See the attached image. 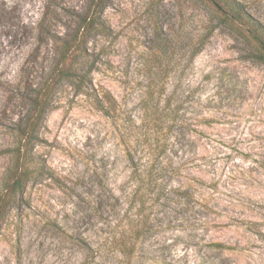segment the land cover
<instances>
[{
  "label": "rangeland",
  "instance_id": "obj_1",
  "mask_svg": "<svg viewBox=\"0 0 264 264\" xmlns=\"http://www.w3.org/2000/svg\"><path fill=\"white\" fill-rule=\"evenodd\" d=\"M236 1L264 25V0ZM90 4L0 0V186L26 90L55 59L50 35L72 32ZM101 18L87 93L58 89L34 150L52 175L10 207L0 264H264V52L253 34L210 0H107ZM103 89L119 117L96 107ZM140 210L147 232L122 255Z\"/></svg>",
  "mask_w": 264,
  "mask_h": 264
},
{
  "label": "trees",
  "instance_id": "obj_2",
  "mask_svg": "<svg viewBox=\"0 0 264 264\" xmlns=\"http://www.w3.org/2000/svg\"><path fill=\"white\" fill-rule=\"evenodd\" d=\"M106 1L91 0L88 12L78 17L76 28L72 32L60 34L55 31L50 35L55 49L54 62L40 82L29 84L24 98L27 104L25 117L21 118L16 125L14 145L5 150L11 154L13 162L7 169L5 180L0 186V234L10 207L17 197L24 194L30 183L52 175V172L36 162L35 158V147L41 141L42 122L46 115L54 109L55 96L64 84L75 87L78 92L87 93L85 87L90 81L89 75L95 65V59L89 46L90 37L95 32L106 34L107 28L101 18ZM210 2L222 20L245 25L253 34L256 42L254 49L264 52V25L248 14L241 2L236 0H210ZM46 16L49 17V15ZM159 28L160 32L163 31L162 26ZM95 99L98 103L96 107L105 115L111 118L118 116L120 106L109 90L103 89ZM142 117L143 122L146 121L144 123L149 125L148 115L144 113ZM128 159L132 165V176L142 179L144 172L139 173L133 155L128 154ZM146 172L148 173L149 170ZM137 192L138 190L134 192L133 197L137 195ZM133 197L132 202H135ZM143 197L142 194L139 198L140 208L145 204ZM127 226L129 242L124 243L119 253L131 256L139 240L147 232L148 219L140 210L134 218L128 221ZM214 245L223 247L221 243Z\"/></svg>",
  "mask_w": 264,
  "mask_h": 264
}]
</instances>
